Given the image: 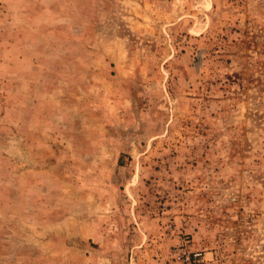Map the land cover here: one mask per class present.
Returning <instances> with one entry per match:
<instances>
[{
    "label": "rangeland",
    "instance_id": "obj_1",
    "mask_svg": "<svg viewBox=\"0 0 264 264\" xmlns=\"http://www.w3.org/2000/svg\"><path fill=\"white\" fill-rule=\"evenodd\" d=\"M0 264H264V0H0Z\"/></svg>",
    "mask_w": 264,
    "mask_h": 264
},
{
    "label": "built area",
    "instance_id": "obj_2",
    "mask_svg": "<svg viewBox=\"0 0 264 264\" xmlns=\"http://www.w3.org/2000/svg\"><path fill=\"white\" fill-rule=\"evenodd\" d=\"M185 259L187 260L188 258L186 257Z\"/></svg>",
    "mask_w": 264,
    "mask_h": 264
}]
</instances>
